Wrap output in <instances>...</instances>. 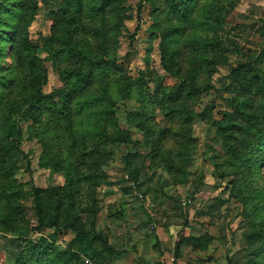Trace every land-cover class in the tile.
<instances>
[{
	"label": "rangeland",
	"instance_id": "obj_1",
	"mask_svg": "<svg viewBox=\"0 0 264 264\" xmlns=\"http://www.w3.org/2000/svg\"><path fill=\"white\" fill-rule=\"evenodd\" d=\"M93 1L79 0L80 13L70 6L57 20L50 15L57 8H48L56 0H0L2 130L4 105L20 99L29 79L14 52L15 39L53 37L61 52L57 68L45 63L43 95L49 101L43 99L42 115L17 123L23 154L15 178L24 190L41 191L45 225L38 229L28 195L21 200L24 218L7 222L0 196V264H35L40 257L38 264H55L48 253L21 255L14 233L32 228L33 242L43 237L64 250L76 236L65 228L68 215L82 231L103 238L94 239L93 248L110 250L96 264H264V242L256 249L245 241L247 235L264 234L263 99L252 84L256 76L264 78V0H192L186 22L166 0L142 10L141 0H115L97 15L89 9ZM163 42L176 52L173 75L163 66ZM89 52L104 56L107 64L94 67L91 80L76 86ZM243 63L250 69L240 87L228 74ZM192 74L199 93L184 91L175 104L195 114L186 124L176 113L167 116L170 102L156 94L170 92ZM121 76L133 85L127 100L118 93ZM103 83L115 102L114 115L106 119L98 113L108 102L81 105L93 100ZM128 112H141L144 127L129 129ZM101 128L109 135L116 128L130 130L131 143L103 144L97 136ZM249 141L257 149L250 164L241 149ZM90 154L98 163L92 172L96 182L84 180L91 176ZM130 170L136 172L133 178ZM181 239L187 240L179 245ZM177 246L180 258L172 262Z\"/></svg>",
	"mask_w": 264,
	"mask_h": 264
},
{
	"label": "trees",
	"instance_id": "obj_2",
	"mask_svg": "<svg viewBox=\"0 0 264 264\" xmlns=\"http://www.w3.org/2000/svg\"><path fill=\"white\" fill-rule=\"evenodd\" d=\"M114 1L115 0H94L89 8L90 12L94 15H97L103 11L109 3H113ZM154 1L155 0H141L138 10H142L146 7H148V9L151 8ZM166 4L173 14L178 15L180 19H184V22L188 21V17L192 13V0H166ZM70 6L73 8L74 14L81 12V4L79 0H56L55 4L49 6L48 8H57L56 13L50 12V15L58 20L60 19V16L64 14L63 12L68 11ZM33 15L34 12H32L30 15L28 23L32 20ZM139 28L140 26H137L136 30ZM160 48L163 58L166 59L163 63V66L168 73L173 75V67L176 66L174 58L176 52H168L166 50L168 47L165 42L160 45ZM14 52L17 56V60L27 67L29 71V79L26 88H23V90L20 92V99L16 102H8L7 105H4L2 110L3 113H5L6 126H4V130H2V127L0 126V132L3 131V139L0 141V196L2 201L6 202L7 214L5 217L7 222L11 224L20 222L24 218L25 209L22 206L21 200L27 195L30 196L32 198L33 208L36 211V216L39 223L38 229H40L45 225L41 210V191L35 188L24 190L25 186L19 184L15 178L19 171L18 158L21 156L20 154H23L21 150L22 136L17 123H19V121H35L42 115L43 111L45 110V107L42 104L43 99H45V96L43 95V87L47 83V71L45 68V63L48 62L52 68H57L58 56L61 52L55 48L53 37H41L38 40H29L26 34H22L17 39H15ZM84 59L86 60V63L84 69L82 70L83 75L81 79L74 81L76 86L78 83H83L86 85V83L91 80L90 77L92 76L94 67H100L107 64V62H104V56H95V53L91 52H89ZM112 66L119 73H123V68L121 66H117L114 62L112 63ZM249 69L250 68L246 63L237 64L229 69L228 79L232 81L231 83H233V85L236 84L237 86L243 87V83L240 81V79H243L245 72L249 71ZM194 77L195 75L192 74L189 77L187 76V78H181L182 83H177V87H173L170 92H166L164 89L162 93L159 92L156 94L158 99L162 100L163 103L170 102L169 112H167L166 115L170 117V115H174L176 113L178 116L184 119L186 124H190L192 122L195 114L186 108L180 109L175 104H177L178 99L184 96V91H186V93L189 95H196L199 93L200 88L196 84L192 83L194 82ZM139 78L141 82L144 80L143 72H140ZM231 83L227 85L226 89L232 87ZM252 84L257 85V91L263 99L261 108L264 112V78L256 76V79L252 82ZM132 88L133 85L127 82L126 77L121 76L118 82V93L122 100L130 99ZM1 98L2 95H0V102ZM48 98H51V96H48ZM45 100V103H48L49 100ZM101 102H108V108L105 110H100L98 113L99 117L103 116V119H106L111 115H114L112 109L115 105V102H112L108 97L107 89L104 83L93 100L82 102L81 105L82 107H92L93 105ZM202 115L208 121L211 119L209 114ZM141 117V112H128L126 114L128 128H143L144 121L141 120ZM114 123H116V121ZM130 133V130H120L116 128L114 133L109 135L101 128L97 136L101 138V143L119 147L121 145H128L131 143ZM227 138L228 136H224L222 139L226 140ZM254 141H249L247 143L245 142L241 147L242 151H245L244 155H247L245 156V160L249 164L251 163L252 159L251 155H253L257 150L255 148L256 143ZM103 153H105L104 149L102 151V154ZM90 160H93L91 176L85 175L84 180L87 182H96L98 177L92 174V172L96 173L98 163L96 159L94 160V158H92V154L87 157V161L89 162ZM262 162L264 163V157ZM135 173L136 172H134V170H130L128 175L133 178ZM93 187L95 188L96 186ZM93 204L95 205V202ZM67 220L68 222L65 228L73 229L76 232V236L69 242L64 250H59L57 247H55L54 242H48V240L44 239L43 237L39 238L36 242H33L28 236V232L32 231L33 229L30 228L27 230V228H25V230L19 229L14 233V235L17 237V242H19L21 245V251L19 253H21V255H36L38 257L48 253L52 255L55 264H84L81 259H85L92 264H96L100 262V256L103 254H107V256H109L110 250L95 249L92 246L94 239L104 242L103 238L99 234L82 231L78 227V220L71 215H68ZM186 240L187 239H181L179 245L183 244L182 241L186 242ZM245 241L247 245H257L256 249H259L264 242V234L247 235L245 237ZM178 253L179 248L177 246L174 251L175 256H177ZM255 253L259 254V251L257 250ZM41 259L42 258L40 257L38 260H36L35 264H38ZM24 263L25 262L22 261L20 264Z\"/></svg>",
	"mask_w": 264,
	"mask_h": 264
},
{
	"label": "crops",
	"instance_id": "obj_3",
	"mask_svg": "<svg viewBox=\"0 0 264 264\" xmlns=\"http://www.w3.org/2000/svg\"><path fill=\"white\" fill-rule=\"evenodd\" d=\"M162 238L160 236V233H159V242H161ZM181 249V248H180ZM180 249H179V255L177 256H174L172 259L176 258V260H178V258H180ZM162 253L160 252L159 255H161ZM199 262H202V260H199ZM160 264H162L161 262H159Z\"/></svg>",
	"mask_w": 264,
	"mask_h": 264
},
{
	"label": "built area",
	"instance_id": "obj_4",
	"mask_svg": "<svg viewBox=\"0 0 264 264\" xmlns=\"http://www.w3.org/2000/svg\"><path fill=\"white\" fill-rule=\"evenodd\" d=\"M171 261L173 262L174 260H173V259H171Z\"/></svg>",
	"mask_w": 264,
	"mask_h": 264
}]
</instances>
